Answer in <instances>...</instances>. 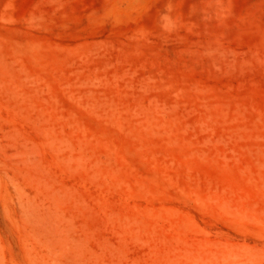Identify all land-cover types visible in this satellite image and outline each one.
I'll return each mask as SVG.
<instances>
[{
    "label": "rangeland",
    "instance_id": "obj_1",
    "mask_svg": "<svg viewBox=\"0 0 264 264\" xmlns=\"http://www.w3.org/2000/svg\"><path fill=\"white\" fill-rule=\"evenodd\" d=\"M0 264H264V0H0Z\"/></svg>",
    "mask_w": 264,
    "mask_h": 264
}]
</instances>
